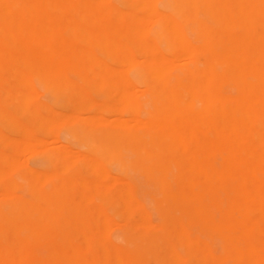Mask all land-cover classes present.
I'll list each match as a JSON object with an SVG mask.
<instances>
[{"label": "bare ground", "instance_id": "6f19581e", "mask_svg": "<svg viewBox=\"0 0 264 264\" xmlns=\"http://www.w3.org/2000/svg\"><path fill=\"white\" fill-rule=\"evenodd\" d=\"M0 264H264V0H0Z\"/></svg>", "mask_w": 264, "mask_h": 264}, {"label": "rangeland", "instance_id": "374dc122", "mask_svg": "<svg viewBox=\"0 0 264 264\" xmlns=\"http://www.w3.org/2000/svg\"><path fill=\"white\" fill-rule=\"evenodd\" d=\"M183 64H184V62H183L182 60H179V61L176 62V65H177V66H183ZM40 98L42 99L41 96H40ZM21 157H22L23 160H29V159H31V158L28 156V154H26V153H23V154L21 155Z\"/></svg>", "mask_w": 264, "mask_h": 264}]
</instances>
